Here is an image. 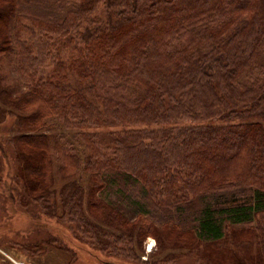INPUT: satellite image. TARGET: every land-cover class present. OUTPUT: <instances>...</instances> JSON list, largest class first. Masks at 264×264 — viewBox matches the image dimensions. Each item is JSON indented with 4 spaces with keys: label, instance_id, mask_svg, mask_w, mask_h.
Wrapping results in <instances>:
<instances>
[{
    "label": "trees",
    "instance_id": "16d2710c",
    "mask_svg": "<svg viewBox=\"0 0 264 264\" xmlns=\"http://www.w3.org/2000/svg\"><path fill=\"white\" fill-rule=\"evenodd\" d=\"M6 117L12 200L99 254L167 236L264 264V0H0Z\"/></svg>",
    "mask_w": 264,
    "mask_h": 264
},
{
    "label": "rangeland",
    "instance_id": "374dc122",
    "mask_svg": "<svg viewBox=\"0 0 264 264\" xmlns=\"http://www.w3.org/2000/svg\"><path fill=\"white\" fill-rule=\"evenodd\" d=\"M11 80H16L13 74ZM17 80L21 81L20 78ZM13 118L6 117L0 123V143L5 140L6 126L13 122ZM0 156L4 158L3 162L0 160V264H67L74 260L72 264H140L107 258L92 249L89 244L77 240L57 218L51 215L37 218V207L33 209L29 199L23 200L26 206L18 199L12 200L15 195L19 197L16 188L20 187L15 183L19 169L15 159V164L6 163L5 157L2 154ZM55 175H58L57 165ZM62 185L63 183L58 181L54 189L58 190ZM110 197L114 202H119L120 207L128 214H132L129 206L125 205V199L118 201L119 198L114 194ZM48 238L59 239L66 248L55 246L43 254L44 256H37V244L40 243L46 248V243L50 242ZM188 238L187 235L184 237L185 240ZM164 242L165 245L158 244L153 237L147 238L144 244L145 254L142 255L141 261L147 264L154 263L155 260H161V264H222L220 253L215 250L221 247L224 241L190 247L184 246L180 240L175 243V240H168L167 236H164ZM251 249L252 247L246 248L244 253L250 254ZM171 255L174 257H170Z\"/></svg>",
    "mask_w": 264,
    "mask_h": 264
}]
</instances>
